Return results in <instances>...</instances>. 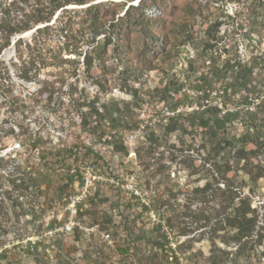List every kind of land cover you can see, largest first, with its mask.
Listing matches in <instances>:
<instances>
[{
	"label": "rangeland",
	"instance_id": "obj_1",
	"mask_svg": "<svg viewBox=\"0 0 264 264\" xmlns=\"http://www.w3.org/2000/svg\"><path fill=\"white\" fill-rule=\"evenodd\" d=\"M134 2L132 0L129 3ZM161 2L159 7L137 11L138 14L156 17V20L148 22V25L143 22L132 24L130 21L129 33L120 41L121 49L116 50L112 44L107 46L103 69H97L96 63L91 68L98 84L94 83L95 77L85 73L82 64L84 51L92 45L90 33L79 26L85 25L82 24L87 19L84 10L89 3L68 5L66 11L57 12L60 20L53 23L52 19L48 23L54 30H50L49 36L41 37L35 45V52L41 53L44 48L62 44L64 38L58 28L65 20H70L72 33L82 39V54L74 71L71 64L64 63L43 70H31L37 74L36 81H24L19 77L14 64L28 60L26 45L29 42L34 44L32 34L36 26L12 37L9 46L0 53V83L4 89L12 88L21 97L37 91L44 75L57 72L56 77L63 78L61 81L55 79L50 85L52 100L48 103L38 102V106L27 110L25 116L9 118L6 107L0 109V128L2 126L6 130L16 120L14 133L0 137V155L6 157V163L0 170L4 189H9V178L23 166L45 170L37 157V151L26 149L19 143L24 138L40 136V142H44L43 148L50 152L51 160L57 146H70L77 138V142L82 141L96 152L85 154V148L79 146L78 159L74 162L81 173L86 172L85 175L90 178L85 190L86 202L82 206L88 213L80 218L71 217L63 205L64 197L57 199L55 196L54 187L65 182V167L61 161L53 165V185L48 194L35 200L38 212L33 219L15 217L11 213L10 200L4 199V208L0 211V264H152V259L155 262L153 264H209L208 230L213 219L206 223L204 216H209V212L218 205L211 190L200 193L195 187L207 181L212 183V171L209 163L200 160L197 144L191 145L189 135H183L181 140L177 133L162 135L161 110H166L167 100H184L179 108L187 111L196 106L193 86L200 72L206 70L208 61H195L193 43L199 44L205 39L207 25H212L215 20L220 22L215 31L213 26L210 27V34L217 39L213 41L214 49H217L214 54L223 60L228 55L246 59L263 53L264 23L252 29L248 35L249 10L243 6V12L235 14L238 3L231 0ZM188 4L197 11L193 17L186 14L185 6ZM125 7L126 4L122 9ZM261 12L264 16L263 8ZM227 14L234 17L228 18ZM182 22H189L190 39H184L183 33L178 31V25ZM102 36L97 35L95 41L102 43ZM18 38L22 42L17 47L15 42ZM63 57L72 58L75 55ZM190 61L193 62L191 67ZM166 84L171 87L164 92L162 89ZM128 87L137 89L135 97L132 98L128 93ZM174 88L179 89L174 91ZM213 94L212 97L215 96ZM95 97L96 104L110 100L131 102L132 124L122 130V140L127 150L125 154L112 151L106 141L108 136L102 135L98 139L86 131H80V112H86L89 107L86 102ZM162 97L167 100L162 101ZM1 101L3 97L0 95ZM146 123L150 126L146 127ZM152 131L160 137L157 147L149 139ZM171 144L177 147H171ZM72 158V155L69 156L64 163H71ZM235 179L244 183L241 185L243 193H250L246 174L239 171ZM262 182L263 178H260L254 193L250 195L251 204L257 209L260 218L264 217ZM130 184L133 189L136 186V193H133ZM216 185L222 186V183L212 184ZM76 186L75 183V192L83 188ZM10 195L15 196L16 191ZM87 197L91 199L88 201ZM158 198L160 201L155 207L149 210L142 208V204ZM19 200L29 203L32 197L24 193ZM94 217L104 222L107 229L99 230L91 226ZM53 219H73L83 226V233L78 235L71 224L65 229L58 224L56 230H48L47 224ZM162 234L166 235L168 241V257H165L166 251L161 253V249L152 244V240L161 238ZM140 235L142 237H138ZM28 241L31 244L40 241V244L29 252ZM217 244L228 250L235 248L232 245L226 247L218 241ZM121 248L125 251L121 252ZM172 250L176 258L171 255ZM153 252H156V257L151 255ZM256 254L257 251L250 252V258H240L239 264H263ZM225 264H232V255H229Z\"/></svg>",
	"mask_w": 264,
	"mask_h": 264
},
{
	"label": "trees",
	"instance_id": "obj_2",
	"mask_svg": "<svg viewBox=\"0 0 264 264\" xmlns=\"http://www.w3.org/2000/svg\"><path fill=\"white\" fill-rule=\"evenodd\" d=\"M92 1L95 0H0V53L9 46L12 37L43 23L44 25L37 27L32 34L34 44L29 42L26 45V51L29 54L28 60L25 63L16 62L14 64L19 77L24 81H36L37 74L31 70H43L52 65L64 63L71 64L74 71L79 62V56L82 54L80 49L82 39L81 36L78 37L72 33V25H69L70 20H65L58 28L59 34L64 38L62 44L44 48L41 53L35 52V45L39 43L41 37L49 36L50 30H54L48 23L52 19L53 23L60 20L57 12L66 11L68 5H84ZM130 1L132 0H99L89 3L85 8L84 13L87 15V19L82 23L85 25L79 26L81 29L86 28L92 37L90 41L92 45H89L90 47L82 55L83 69L90 77L93 76L91 68L95 65L94 63H96L97 69H103L108 45H114L116 50L122 48L120 41L128 35L130 21L132 24L143 22L148 25V22L156 20V17H148L145 13L138 14L137 11L159 7L162 4L161 0H138L136 4L129 3ZM231 1L238 3L235 14L243 12L244 7L249 10L247 14L249 18L248 35L255 27L263 26L264 16L262 12H259L262 8L264 9V0ZM125 4L126 7L123 10ZM113 6L116 8H112ZM185 8L186 14L190 17H193L197 12L190 4ZM121 9L123 12L119 15ZM227 17L233 18L234 15L227 14ZM219 24V20H215L212 25H207V29L204 30L205 39L201 40L199 44L193 43L196 50L195 61L198 59H202L203 63L208 61L206 70L200 72L196 84L193 86L196 92V106L189 111L183 110L179 106L184 103V100L172 101L162 97V101L167 100L165 102L166 110L163 112L161 110L162 135L170 136L177 133L180 140L183 135H189L191 145L197 144L200 160L209 163L212 171V183L207 181L202 186L195 187V190L200 193L211 190L218 205L212 212H209V216H204L206 223L213 219L208 230L210 254L207 256V262L209 264H225L229 255H232V264H239L240 258L244 257L248 260L250 252L256 253L257 251L256 256L262 259L264 264V217L258 216L257 209L251 204L250 196L251 192L254 193V188L258 185L257 182L260 178H263L262 187L264 188V52L251 55L246 59L237 55H228L224 56L223 60H219V55L214 54L217 53V49H214L213 41L217 39L210 34V27L213 26L215 31ZM188 25L189 22H182L178 25L180 27L178 31L183 33L184 39L191 38ZM99 34H103L102 43L95 41V37ZM21 42L20 38L16 40L17 47ZM19 50L17 48L18 52ZM63 55H75V57H63ZM192 65L193 62L190 61L189 66ZM56 73L44 75L40 80L41 87L23 97L17 95L12 88L4 89L0 83V95L3 97L0 109L5 106L8 117L16 119V116H25L27 110L38 106V102L48 103L53 97L50 85L55 79L60 81L63 79L56 77ZM94 79V83L98 84L97 78ZM170 87V84H166L162 91L167 92ZM178 89L174 88V91ZM128 93L133 98L137 94V89L128 87ZM211 94L215 96L212 97ZM96 102V97L90 99L86 102L89 105L86 112H80V131H86L98 139H101L102 135L108 136L109 139L106 141L110 144L112 151L125 154L127 150L122 140V130L128 129L132 124L131 102L129 100H110L100 104H96ZM120 102L123 103L120 104ZM13 121L14 123L6 130L1 126L0 137L6 133L8 135L14 133L16 120ZM145 126L149 127L150 125L148 126L146 123ZM39 137L34 135L33 138H24L19 143L26 149L37 151V157L44 165L45 170L41 171L39 168L35 169L31 166L29 169L25 166L21 167L13 177L9 178V189H4L3 183L0 181V211L4 208V199H8L12 207L11 213L15 217L27 216L33 219L38 212V204L35 203V200L45 197L53 185L51 175L55 171L53 165L57 161H61L65 167L63 172L65 182L57 184L54 191L57 199L64 197V206L68 202V197L76 193L74 184L76 183V187L83 185L82 173L79 166L74 165V162L78 159L79 146L85 148V154H89V152L96 154L91 146L82 141L77 142L78 138L75 135L77 140L72 141L70 146L62 145L55 148L53 160H51L50 152L44 150V142H40ZM149 139L154 142L156 147L160 145V137L156 136L153 131ZM171 147H177V145L171 144ZM71 155L73 156L71 163H64L66 158ZM5 163V155H0V170ZM18 168L19 166H17ZM239 171L248 176L247 181L250 183V193L248 194L242 192L241 185L244 183L242 181L239 183L235 179ZM218 182H221L222 186H212L213 183L217 184ZM15 191V196L10 195ZM24 193L32 197L31 202L23 203L19 200V197H22ZM89 199L91 198H88V201ZM159 201V198L150 200L142 204V208L149 210L151 207H155ZM84 202H86L85 199L78 204L76 219L88 213V210L82 207ZM262 207L264 208V199ZM63 222L64 220L53 219L47 224V228L56 230L58 224ZM90 225H94L99 230L107 229L105 223L99 222L95 217ZM73 230L78 235L83 233V230L78 226H74ZM217 241L222 242L226 247L232 245L235 248L234 250L221 248ZM167 243L164 234L161 235V238L152 240V244L156 248H160L161 253L166 251L165 257H168ZM39 244L40 241L34 244L28 241L27 251L36 249ZM257 247H260V250H257ZM120 250L121 252L125 251L122 248ZM151 255L156 257V252ZM171 255L176 258L175 251L172 250ZM152 262L155 263L153 259Z\"/></svg>",
	"mask_w": 264,
	"mask_h": 264
},
{
	"label": "built area",
	"instance_id": "obj_3",
	"mask_svg": "<svg viewBox=\"0 0 264 264\" xmlns=\"http://www.w3.org/2000/svg\"><path fill=\"white\" fill-rule=\"evenodd\" d=\"M86 172H84V174L82 173L83 179H84V183L82 185L83 188H80L79 190H77L76 193L70 195L68 197V202L65 205V210L69 212L71 217H74V219H76V215H77V211H78V204L84 199L85 195V190L87 185L90 183V178L88 176L85 175ZM113 181V180H112ZM117 183V182H116ZM131 189L133 190V193H136L137 189L136 186H134V189L132 188V185L130 184ZM131 193V196L135 195ZM60 221V220H59ZM77 221V220H76ZM79 221V220H78ZM76 223V224H74ZM69 224L74 225V226H78L80 229H83L82 225L79 222H75V220H67L64 221L60 227L65 229L68 228ZM73 226V227H74ZM72 227V228H73Z\"/></svg>",
	"mask_w": 264,
	"mask_h": 264
},
{
	"label": "water",
	"instance_id": "obj_4",
	"mask_svg": "<svg viewBox=\"0 0 264 264\" xmlns=\"http://www.w3.org/2000/svg\"><path fill=\"white\" fill-rule=\"evenodd\" d=\"M138 2V0H135V4ZM38 26H36V28H37Z\"/></svg>",
	"mask_w": 264,
	"mask_h": 264
},
{
	"label": "bare ground",
	"instance_id": "obj_5",
	"mask_svg": "<svg viewBox=\"0 0 264 264\" xmlns=\"http://www.w3.org/2000/svg\"><path fill=\"white\" fill-rule=\"evenodd\" d=\"M8 53V52H7ZM6 54V53H5Z\"/></svg>",
	"mask_w": 264,
	"mask_h": 264
},
{
	"label": "clouds",
	"instance_id": "obj_6",
	"mask_svg": "<svg viewBox=\"0 0 264 264\" xmlns=\"http://www.w3.org/2000/svg\"><path fill=\"white\" fill-rule=\"evenodd\" d=\"M135 3V2H134Z\"/></svg>",
	"mask_w": 264,
	"mask_h": 264
}]
</instances>
